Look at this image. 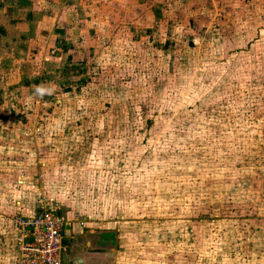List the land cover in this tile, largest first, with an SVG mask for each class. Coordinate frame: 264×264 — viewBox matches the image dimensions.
I'll return each mask as SVG.
<instances>
[{"label": "rangeland", "instance_id": "1", "mask_svg": "<svg viewBox=\"0 0 264 264\" xmlns=\"http://www.w3.org/2000/svg\"><path fill=\"white\" fill-rule=\"evenodd\" d=\"M61 1L0 97V213L77 217L75 264H264V0Z\"/></svg>", "mask_w": 264, "mask_h": 264}, {"label": "crops", "instance_id": "2", "mask_svg": "<svg viewBox=\"0 0 264 264\" xmlns=\"http://www.w3.org/2000/svg\"><path fill=\"white\" fill-rule=\"evenodd\" d=\"M62 3L61 0H0V97L10 93L11 89L8 85L10 81L14 79L24 81L26 76L28 78L29 74H32L31 69H34V66L41 68L42 62L39 58L42 54L47 55L46 50L54 41L49 34L45 38L42 30L52 29L55 24L49 22L46 26L41 25L43 24L41 19L49 13L56 14L60 11L59 7ZM31 29H34L35 33L29 36ZM0 109H4V106ZM17 182L25 181L17 179ZM10 204L15 206V214L22 213V215L23 212L31 213L34 207L32 199H24V197L12 199ZM64 216L68 218L69 223L62 237V244L65 247V240L72 235L82 234L83 228L70 219L71 215L68 217L64 213ZM0 256V262L3 264L16 262L15 230L2 213H0ZM101 256L100 253L91 255L96 261L103 260ZM84 261L82 259L81 263Z\"/></svg>", "mask_w": 264, "mask_h": 264}, {"label": "built area", "instance_id": "3", "mask_svg": "<svg viewBox=\"0 0 264 264\" xmlns=\"http://www.w3.org/2000/svg\"><path fill=\"white\" fill-rule=\"evenodd\" d=\"M17 249L16 264H62V237L68 220L59 207L37 199V209L28 216L12 217ZM72 221L82 225L77 217Z\"/></svg>", "mask_w": 264, "mask_h": 264}, {"label": "water", "instance_id": "4", "mask_svg": "<svg viewBox=\"0 0 264 264\" xmlns=\"http://www.w3.org/2000/svg\"><path fill=\"white\" fill-rule=\"evenodd\" d=\"M70 254V249L66 247L62 253H61V263L62 264H75V263H81L82 259L81 258H69Z\"/></svg>", "mask_w": 264, "mask_h": 264}, {"label": "clouds", "instance_id": "5", "mask_svg": "<svg viewBox=\"0 0 264 264\" xmlns=\"http://www.w3.org/2000/svg\"><path fill=\"white\" fill-rule=\"evenodd\" d=\"M39 91H42V90H39Z\"/></svg>", "mask_w": 264, "mask_h": 264}]
</instances>
